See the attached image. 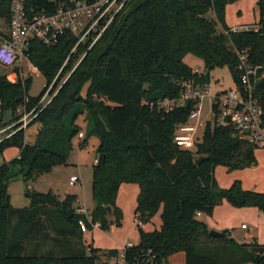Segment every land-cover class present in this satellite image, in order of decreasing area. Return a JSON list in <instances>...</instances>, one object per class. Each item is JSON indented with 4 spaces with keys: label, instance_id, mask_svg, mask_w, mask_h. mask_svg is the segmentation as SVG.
I'll return each mask as SVG.
<instances>
[{
    "label": "trees",
    "instance_id": "obj_1",
    "mask_svg": "<svg viewBox=\"0 0 264 264\" xmlns=\"http://www.w3.org/2000/svg\"><path fill=\"white\" fill-rule=\"evenodd\" d=\"M233 1L126 0L90 48L87 40L70 53L77 39L70 32L50 46L30 40L27 55L46 80L38 95L28 93L31 77L10 82L7 72L0 73V127L19 117V106L27 111L35 107L56 77V93L42 108L37 106L41 109L29 123L39 124L34 140L26 142L20 129L0 141V155L18 148V156L0 165V264H96L99 253L117 252L92 245L85 252L78 221L86 215L76 211V194L60 199L51 191L27 187L29 205L14 206L8 192L12 178L28 184L67 162L73 140L82 132L80 116L87 129L78 146H85L91 135L99 140L92 165V222L102 229L120 225L118 189L133 182L139 187L135 215L140 223L139 242L131 253L150 249L158 264H170L169 256L177 252L184 253L185 264H264V244L238 242L227 230L212 236L196 215H212L222 200L264 211V192L244 189L238 179L220 187L214 175L217 165L234 170L255 164V147L230 129L207 124L196 150L182 149L174 135L193 103L168 111L148 104L178 96L182 80L208 83L215 67L227 66L236 79V49H246L252 63H264V0H256V26L235 31L225 19ZM25 6L49 13L56 3L25 0ZM10 16L11 0H0V18L8 25ZM187 54L200 58L205 71L185 63ZM257 91L264 102V79ZM199 156L208 158L195 163ZM159 211L160 227L143 230L140 224ZM87 226L93 229L88 221ZM48 246L53 250L37 252Z\"/></svg>",
    "mask_w": 264,
    "mask_h": 264
},
{
    "label": "built area",
    "instance_id": "obj_2",
    "mask_svg": "<svg viewBox=\"0 0 264 264\" xmlns=\"http://www.w3.org/2000/svg\"><path fill=\"white\" fill-rule=\"evenodd\" d=\"M51 1L56 3V7L54 11L48 13L44 9H27L25 0H11L8 36L6 38L0 36V64L12 70L7 73V79L10 82H16L18 79L23 81L32 73L39 72L38 67L27 55L31 39H38L50 46L55 45L62 35L70 32L77 38L70 53L76 51L78 46L86 43L87 40L90 41L88 45L90 48L126 2V0ZM250 28L252 27L242 25L232 27V30ZM236 55L237 78H232L233 87L210 94L206 91L208 83L182 80L178 96L164 97L156 103H148L151 107L155 105L158 109L165 111L184 107L189 101L193 103L188 120L180 124L175 131L174 140L180 148L196 150L197 145L202 141L207 124L230 129L232 135L239 140L255 148H264V102L257 91L259 82L264 79V63H252L246 49H236ZM15 67L18 69L14 70ZM55 80L56 77L48 85L35 107L28 111L25 110V106L17 108L19 117L0 127V141L29 126L38 111L56 93V91L52 93ZM204 97L208 98V110L207 114L202 116ZM37 106L41 108L37 109ZM78 137H83V132H80ZM77 180L76 176H71L69 182L73 184ZM76 211L83 212L93 228L99 226L97 222H92L90 212H86L80 205ZM196 215L199 217L201 213L196 212ZM86 220L78 221L82 232L89 230ZM242 226L248 228L246 224ZM137 244L127 241L116 253L101 252L96 264H158L155 254L150 249L131 253V248Z\"/></svg>",
    "mask_w": 264,
    "mask_h": 264
},
{
    "label": "rangeland",
    "instance_id": "obj_3",
    "mask_svg": "<svg viewBox=\"0 0 264 264\" xmlns=\"http://www.w3.org/2000/svg\"><path fill=\"white\" fill-rule=\"evenodd\" d=\"M254 0H236L230 2L226 6L225 19L227 24H246L250 27L256 26V19H258V12L255 7ZM213 16V13H209ZM218 28L221 29L220 24ZM8 25L0 18V32H7ZM185 63H187L194 70L199 72L205 71L203 62L200 58L193 54H187L184 57ZM9 67H5L0 64V73L11 72ZM29 77L32 78L31 85L28 93L32 96L38 95L45 85V78L40 72H34ZM28 77V78H29ZM63 80V79H62ZM61 80V82H62ZM234 86L231 71L227 66L215 67L209 71V82L206 87V91L210 94H214L218 91L228 89ZM203 113L202 116L207 114L208 110V98L202 99ZM78 123L81 125L83 132L86 131V124L83 120V116H80ZM35 124H32L28 131L25 133V138L29 142L32 140V131ZM81 137H75L73 140V149L69 154L67 162L55 166L51 171L39 175L35 180L28 184L21 178H12L8 182V192L10 194L11 203L14 206L29 205L30 199L25 194L28 188L32 190H39L42 192L51 191L58 195L60 198H64L67 194L75 193L77 196V205H80L86 212H90L94 207V201L92 198L91 184H92V165L94 159L98 157V143L99 140L95 135L88 137V142L85 146L79 147L78 141ZM18 153L16 147H10L3 151L0 155V165L10 159L12 156ZM224 166L217 165L214 171L217 184L221 187L222 184L227 182V174H225ZM76 176L78 180L70 184L69 177ZM139 191L137 183L128 182L120 185L116 197L117 204L122 209V221L121 224L116 226L110 225L107 229H102L99 226L94 227L93 230H88L83 234L82 243L85 246V252L89 253V247L91 245L102 247L111 246L113 244L120 245L130 241L133 244L139 242L138 232V220L135 215L136 198ZM258 209V208H257ZM261 213V217L257 220L260 224L261 233L264 234V211L258 209ZM109 221H113V218L109 215ZM249 226L248 229L254 228L249 220H245ZM161 224L160 211L154 214L151 219L145 223L140 224L143 230L151 231L158 229ZM238 228L239 231H244L246 234L251 233V230H242L240 225H231L230 229L234 231ZM212 229V227H211ZM253 234L256 233L257 228L254 229ZM55 244L54 242L52 243ZM52 245V246H53ZM52 246H48L38 250L42 254H46L49 250H53ZM81 247L80 244H78ZM105 250V249H102ZM168 261L171 264H185L184 253L177 252L172 254Z\"/></svg>",
    "mask_w": 264,
    "mask_h": 264
},
{
    "label": "crops",
    "instance_id": "obj_4",
    "mask_svg": "<svg viewBox=\"0 0 264 264\" xmlns=\"http://www.w3.org/2000/svg\"><path fill=\"white\" fill-rule=\"evenodd\" d=\"M254 1L256 5V0ZM255 7L257 9V6ZM257 20L258 19H256L255 21ZM246 24H249V23L229 24V26L239 27V26L246 25ZM0 36H1V33H0ZM30 127L31 126H28L25 129V133L28 131ZM38 128H39V124L35 123V127L32 131V140H30L29 143L34 140V137H35V134ZM26 142L28 141L26 140ZM254 155L256 158V163L253 164L252 166L241 168V169H234V170H229L226 166H224V169L226 172L225 174H227L228 178L226 180L227 182L222 184L221 187H228L235 179H238L241 181V185L244 189L264 192V148H255ZM95 159H94V163H95ZM60 199H63V198H60ZM259 217H261V213L256 207H234L226 200H222L220 203H218L214 207L212 215L209 216V215L201 214L199 216L200 219L206 222L209 229H211L212 227V229L217 230V231H222V232L224 230H227L230 233V235L238 242L250 243L252 241H255L259 244H264V234L261 233L260 224L257 221ZM245 220H249L252 223H254L252 225V227L254 228L248 229L249 226L246 224ZM238 224L240 225V228L242 230L248 229V230H251V233L246 234L244 231H239L238 228H236L235 231L233 229H230L231 225H235L236 227V225ZM243 224H246L248 228L243 227L242 226ZM255 228H257V230H256V233L253 234V231H255L254 230ZM84 233L85 232H82V237ZM92 246L94 247V245ZM122 246L123 244H120V245L113 244L111 246L102 247V248H100L99 246L98 247L95 246V247L100 248V249H105V250H108V249L120 250ZM171 256H169V258ZM242 264H251V263H242Z\"/></svg>",
    "mask_w": 264,
    "mask_h": 264
},
{
    "label": "water",
    "instance_id": "obj_5",
    "mask_svg": "<svg viewBox=\"0 0 264 264\" xmlns=\"http://www.w3.org/2000/svg\"><path fill=\"white\" fill-rule=\"evenodd\" d=\"M208 157L207 156H199L195 159V163H200L201 161L203 160H206ZM107 209L110 211V207L108 206ZM209 234L212 235V236H216V237H220L223 235V232L222 231H217V230H214V229H210L209 230Z\"/></svg>",
    "mask_w": 264,
    "mask_h": 264
}]
</instances>
